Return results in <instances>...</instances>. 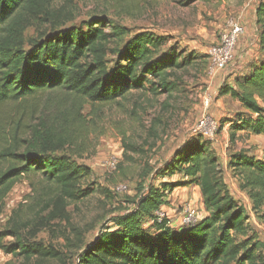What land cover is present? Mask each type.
<instances>
[{"label":"trees","instance_id":"1","mask_svg":"<svg viewBox=\"0 0 264 264\" xmlns=\"http://www.w3.org/2000/svg\"><path fill=\"white\" fill-rule=\"evenodd\" d=\"M54 1L62 0H0V219L15 184H32L29 208L20 203L0 228V248L16 258L7 264H264V243L251 234L246 208L202 136L187 139L162 165L143 170L136 194L127 200L131 208L112 215L91 240L74 226L75 238L61 231L62 249L37 240L47 229L60 232L63 222L71 226L70 205L96 190L110 197L78 161L97 127L95 106L135 91L171 95L181 80L178 72L199 58L178 44L166 47L168 38L151 30L130 35L105 16L66 26L74 12L66 0L59 6ZM198 1L212 0L180 2ZM38 20L48 29L27 39L25 31ZM255 24L257 57L235 74L233 84L218 89L238 103L220 119L232 147L245 136H264V0L257 1ZM87 105L91 110L84 114ZM228 167L264 221V158L240 148L230 153ZM175 175L183 179L164 180ZM189 184L199 187L207 215L172 227L157 211L169 203V193Z\"/></svg>","mask_w":264,"mask_h":264},{"label":"rangeland","instance_id":"2","mask_svg":"<svg viewBox=\"0 0 264 264\" xmlns=\"http://www.w3.org/2000/svg\"><path fill=\"white\" fill-rule=\"evenodd\" d=\"M63 1H54L53 4L59 6ZM66 1L74 12V20L66 26L82 25L93 16H105L126 27L130 35L151 30L168 38L166 47L178 44L187 51H193L199 58L195 64L178 72L181 80L171 95L156 96L150 92L135 91L127 99L95 106L96 116L94 114L93 119L97 127L94 125L95 129H91L87 136L88 149L78 161L90 167L92 175L89 181L107 189L110 197L96 190L86 199L70 205L71 226L63 222L59 225L60 232L53 233L47 229L38 234L37 240L45 244L53 243L62 249L66 241L61 231L65 228L66 234L75 238L72 226L83 232L85 241L91 240L112 215L131 208L127 200L136 194L137 186L143 180V170L148 166L156 168L162 165L187 139L202 136L211 142L212 149L219 156L222 173L232 194L245 206L251 234L264 243V221L252 210L248 196L240 189L238 178L228 167L230 153L240 148L264 158V136H245L232 147L228 140V126L220 129V119L231 116L238 108V103L229 96L218 94L223 83L233 84L235 74L244 71L239 63L248 61H243L240 56L242 52H247L244 48L253 33L246 40L243 39L246 33L241 36L231 66L211 73L208 60L210 47L218 42L228 21L235 19L242 22L244 8H249L258 0L198 1L187 6L181 0ZM41 28L48 29L39 20L34 22L25 31V37H35ZM257 37L255 31V44ZM206 98H209L208 105L205 104ZM90 110L91 106H85L84 114ZM204 116L218 122L213 139L197 130V124ZM126 144L135 146L137 151L128 150ZM119 164H122L121 168ZM182 179V175H175L164 180ZM146 180L148 182L150 177ZM160 182L161 179H158L155 184ZM31 185L25 179L15 184L6 199L0 228L20 203L25 204V210L29 208ZM42 185L45 186V183L40 184V187ZM184 187L177 189L169 203L162 208L173 222L180 220L181 212L189 205L197 208L200 214L204 212L199 187L195 184ZM55 234L59 237H55ZM10 240L6 238L4 241ZM10 260L16 258L0 248V264H7Z\"/></svg>","mask_w":264,"mask_h":264},{"label":"built area","instance_id":"3","mask_svg":"<svg viewBox=\"0 0 264 264\" xmlns=\"http://www.w3.org/2000/svg\"><path fill=\"white\" fill-rule=\"evenodd\" d=\"M246 33L245 25L238 20L231 19L228 21L227 28L220 35V38L216 44L210 47L209 55V71L211 73L224 70L228 66H231L235 60V51L238 45V42ZM209 98L205 99V104L208 105ZM218 129V122L213 120L211 117L204 116L201 118L197 124V130L202 132L204 135L213 139L215 133ZM163 208V207H162ZM162 208L157 211V215L162 217L169 218V224L172 227H181L186 225H191L197 222L203 217V213L200 214L197 208L192 205L187 206L180 214V220L173 222L170 219V216L162 211Z\"/></svg>","mask_w":264,"mask_h":264},{"label":"crops","instance_id":"4","mask_svg":"<svg viewBox=\"0 0 264 264\" xmlns=\"http://www.w3.org/2000/svg\"><path fill=\"white\" fill-rule=\"evenodd\" d=\"M256 4H257V1L253 5H251L249 8H247V9L244 8L245 11H244V13L242 15L243 16L242 23L246 27V35L244 36L243 39L246 40L247 37L249 38V35L253 33V36H250V38L248 39V42H246L247 44H246V46L244 48V49L247 50V52H242V54L240 56V59H242L243 61L252 60L254 57H257V55H258L257 44H255L253 42L254 33L256 31V24H255V7H256ZM239 64H240V66H242L241 68H243L244 65L246 64V62L242 63V61H241ZM166 179H169V178H166ZM180 188H183V187L176 188L171 194H169V197L167 196V198L170 199L171 195L177 189H180ZM201 206H202V204H201ZM203 215L206 216L207 212L205 211Z\"/></svg>","mask_w":264,"mask_h":264}]
</instances>
